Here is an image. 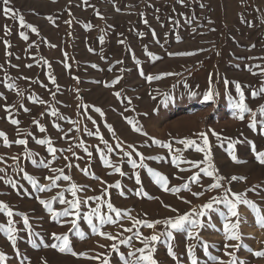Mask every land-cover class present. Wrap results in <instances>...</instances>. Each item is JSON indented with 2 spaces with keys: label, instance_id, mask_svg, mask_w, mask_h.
Masks as SVG:
<instances>
[{
  "label": "rangeland",
  "instance_id": "374dc122",
  "mask_svg": "<svg viewBox=\"0 0 264 264\" xmlns=\"http://www.w3.org/2000/svg\"><path fill=\"white\" fill-rule=\"evenodd\" d=\"M10 7L23 15L25 23L33 25L39 32L37 35L27 27H20L18 18H6L0 0V131L6 132L10 141L22 137L17 136L16 126L8 122L9 116L18 119L19 127L32 132L37 138H51L53 146L58 149L72 147L80 159L73 157L71 152L63 155H67L79 167L65 171L75 183L88 187L89 190L82 195H100L102 185L93 176L109 184L119 181L125 194L122 196L119 190L110 189L114 206L128 210L133 217L143 218L147 214V219L155 220L176 215L164 205L175 207L183 214L206 203L212 196L220 195L223 190L205 191L213 181L201 173L200 184H190L192 191L204 193L199 198L184 190L179 195L164 191L155 183V177L147 168L165 175L170 181V188L188 183V178L198 170L181 172L180 168L188 169L189 165L174 164L168 149L153 144L149 138L172 142L173 148H184L175 141L183 138L197 139L195 133L212 129L222 137L240 141L235 143L232 150L241 163H234L229 155V141H219L209 135L213 161L219 174L226 178H247L242 182L233 181L230 185L227 179L223 183L236 192L259 185L258 194L249 191L248 198L257 204L260 214L264 215V166L257 163L249 144L254 141L257 150H264V134L248 127L251 123L248 114L243 122L234 119L232 104L229 103V97L238 99L236 82L244 86L246 97L252 88L262 87L260 82L264 77L253 76L246 66L264 65L262 59H251L264 57V0H184L183 5L178 0H88L87 4L83 0H12ZM145 19L147 24L144 23ZM5 25L10 29L9 34H5ZM22 32L28 36L27 40L22 38ZM101 37L103 43L100 41ZM5 41L11 47H6ZM147 52L157 58L152 59ZM182 53L193 54L181 55ZM28 64L33 66L28 68ZM165 73L174 75H164ZM50 74L59 85V90L49 80ZM147 76L161 78L149 82ZM210 76L214 91L219 93L215 103L203 100V95L210 86ZM20 77H28L30 80ZM117 79L119 82L114 86H106L112 85ZM225 79L231 82L227 89ZM8 84H15L22 95L18 96L16 90H9ZM249 85L252 87L249 88ZM52 92L56 93L55 99ZM115 92H120L119 99L114 95ZM29 97H38L47 103H33V99ZM129 99L131 104L127 102ZM247 103L257 112L259 129L260 121L264 120L259 114L260 106L264 105V97L255 100L249 98ZM6 105L15 107L9 113L5 111ZM21 105L30 111L25 112ZM84 106L87 111L83 110ZM52 108L57 109L66 119L52 117ZM94 108H100L104 116L101 117ZM41 113H44L43 117ZM88 116L92 119H87ZM125 118L136 122L148 135L134 131ZM34 119H39L47 128L46 133L38 131L33 123ZM92 120L96 121L95 125ZM71 121H79V124L74 126ZM54 124H59L64 131H58ZM106 125L115 129L116 136L125 145L132 144L145 157H153L144 161L145 168L133 169L127 158L121 161L114 153L110 159L119 164L126 175H109L112 169L105 166L95 148L98 144L103 148V144L97 136H89L85 131V126L91 132H95L98 126L104 139L115 146L117 141ZM77 126L80 128L79 132L75 130ZM65 133L67 137L61 139ZM80 141L85 146H90L93 152L90 159L82 148L75 147ZM29 148L38 153L37 160L46 158L50 167H63L67 163L59 152L57 159L53 161L46 147L36 145L31 137ZM125 150L131 151L126 147ZM16 155L21 156V166L40 183H48L44 176L52 174L48 169L24 160L22 146L13 143L11 147H5L0 138V157L5 161L0 163V168L5 169L8 179L19 180L18 189L0 180V200L8 203L15 212L26 213L32 226V233L29 234L22 218L19 215L13 218L16 227L22 229L17 240L21 257L15 255L7 241V234L0 231V252L7 254V264H20L21 259H25L26 264L28 261L30 264H44V261L47 264H99L96 260L77 258L45 246L56 243L52 239V233L68 232L69 226L62 227L53 220L36 197L49 199L69 185L68 182H61L60 189L37 192L14 170L15 162L11 157ZM182 155L186 160L203 158L193 148L184 149ZM133 158L139 161L135 154ZM81 169H87L89 174L86 175ZM136 172H139L140 185L136 184ZM4 175L5 173H0V176ZM177 176L184 179H176ZM141 189L148 196L158 199L139 195ZM65 195L71 199L70 193L65 192ZM179 196L191 201V204L183 203ZM53 207L57 211L63 208L58 203H54ZM220 207L223 210V206ZM239 211L244 218L240 232L246 247H242L237 256L246 264H264V258H256L248 250H264V230L256 224L255 214L251 209L241 205ZM0 223H6L3 213H0ZM121 223L124 227L131 226L126 219ZM222 223L218 214H213L212 224L215 228L208 225L200 231V236L209 245L216 246L209 249L212 255L227 260L228 257L223 255L225 239L218 231L222 229ZM81 228L87 234L86 239L70 234L74 251L87 253L89 256L106 251L98 247V244L109 245L110 241L91 234L84 221H81ZM103 230L113 234L122 231L119 224L106 225ZM140 230L145 236L152 232L146 228ZM157 230L161 231V226ZM174 237L171 243L181 258V264H190L186 248L192 241L188 239L186 232L174 233ZM140 246L135 242V247ZM156 247L155 256L160 264H176L167 255V243L163 238ZM128 250L125 246L120 247V251L125 254ZM110 255L111 264H122L115 253ZM196 255L199 264H212L199 246L196 248Z\"/></svg>",
  "mask_w": 264,
  "mask_h": 264
},
{
  "label": "snow or ice",
  "instance_id": "6c2138e0",
  "mask_svg": "<svg viewBox=\"0 0 264 264\" xmlns=\"http://www.w3.org/2000/svg\"><path fill=\"white\" fill-rule=\"evenodd\" d=\"M12 0H2V12L6 18L17 19L19 21L20 27L29 28L33 33L39 35V32L36 27L31 24H26L23 15L17 13V11L10 7ZM85 4L88 3V0H83ZM180 4H184V0H178ZM203 7V5H201ZM119 11V9H117ZM99 16V12H97ZM103 19V17H100ZM51 19V18H49ZM147 24V20L144 21ZM5 34L10 33V29L7 25L4 26ZM153 35L155 32L153 31ZM21 36L24 40L28 39V36L23 32ZM179 39V38H178ZM101 43H103V37L100 38ZM6 47H11V45L5 41ZM124 43V41H121ZM53 47H55L53 45ZM254 48L255 45H252ZM92 51V49H89ZM193 53H182L181 55H192ZM11 55V53H8ZM67 55V54H65ZM147 55L152 59H156L151 52H147ZM169 55H175L174 53H169ZM251 59H262L264 57H251ZM47 63V61H45ZM117 63H122V61H117ZM139 63V61H137ZM33 65L28 64L26 67L31 68ZM2 67V66H0ZM18 67V66H15ZM50 67V65H49ZM246 69L253 76L264 77V65L256 64V65H247ZM143 75V72H141ZM164 75H174V73H165ZM159 76H147L146 79L151 82L154 79H160ZM20 79L30 80L28 77H20ZM49 80L53 85L56 86L57 90H59V85L56 84L55 78L50 74ZM119 79H117L112 85L106 86H114L115 83H118ZM231 82L225 79L224 84L227 89L228 85ZM262 87L260 88H252L248 97L245 96L244 86L241 83H235V91L238 94V99L233 100L229 97V103L232 104L233 108V118L238 119L243 122L245 120L246 114L251 117V123H249L248 127L253 131H258L261 134H264V120L260 121L259 129L257 123V112L253 110L247 100L250 98L252 100L259 99L264 97V80H261ZM209 89L203 95V100L205 102L215 103V98L219 95L218 92L214 91V88L211 83V76L209 77ZM9 90H16V94L22 95V93L17 89L15 84L7 85ZM251 88L252 86H248ZM78 91V90H77ZM55 92H52V97L55 99ZM114 95L117 98H120V92H115ZM194 95V94H193ZM2 96V94H0ZM6 99V98H5ZM29 99H33L29 97ZM39 103L41 105L46 104L47 102L36 97L33 99V103ZM128 104H131V100L129 99ZM13 106H5L6 112H11V108ZM25 112L30 111V109L23 107ZM84 111H87V107H83ZM94 111L99 113L101 117L104 116L103 111L100 108H94ZM259 114L261 117H264V105L260 106ZM44 113H41V117H43ZM50 115L52 117H56L58 119H66L61 116L57 109L52 108ZM91 120L90 116L86 117ZM127 122L132 126L133 130L141 133L142 135L147 136L148 134L143 131L142 127L138 126L136 122L132 120H128L125 118ZM8 122L12 125L16 126V134L22 138L9 140V136L6 132L0 131V138L3 140V144L5 147H11L14 143L17 146L23 147V158L24 160L30 161L32 165H40L44 169H48L52 174L44 176V180L48 181V183L43 184L40 183L36 177L32 174H29L25 170L24 167L21 166V156L16 155L11 157V159L15 162L14 170L17 175H20L21 178L27 181L32 188H34L37 192H51L54 189H60L62 187L61 182H68V187L63 188L61 191H57L56 195L50 197L49 199H44L41 197H36L38 203L45 208L48 213L51 215V218L60 225L69 226L68 232L65 233H52V239L56 241V243H52L51 245H45L46 247L50 246L51 248L57 249L60 253L71 254L77 258H85L92 259L99 262V264H111V255L110 253H115L122 262V264H160L159 260L156 258L155 253L157 251V245L161 242L163 238L167 243V255L176 262V264H181V258L178 253L174 250V246L171 241L174 240V233L186 232L188 239L192 241L187 245V257L190 260V264H199L198 257L196 255L197 246L201 247L203 250V255L207 257L209 261H212V264H246L245 261L241 260L237 253L240 251L242 247H246L243 245V235L240 232V227L242 220L244 219L240 214V206L243 205L255 214V222L261 230H264V215L260 214L259 208L256 203H254L251 199L248 198V192H254L258 194L259 185H254L250 189H246L243 192L233 191L230 186H226L223 183L226 179L228 180V184L231 182H242L246 181V177H238L231 176L230 178H226L219 174V169L215 166L212 156V145L209 142V135L216 137L217 140L223 141L228 140V148L229 155L231 160L234 163H241L238 159L235 152L232 150L234 148L235 143H239L240 141H233L231 138L222 137L220 133L215 132L212 129L208 131H200L195 133V137L197 139L192 138H183L176 140L175 143L179 145H183L184 148H173L172 142H163L160 140H155L153 138H149L152 140V143L161 147L168 149L169 154L171 155V160L174 164L186 163L189 165L188 169L180 168V171H186L191 169H197L198 171L193 172V174L188 178V183L183 184L182 186L177 187H169V179L160 173L159 171H154L152 168H147V171L151 173L155 177V183L162 188L166 192H171L173 195H179V193L184 190L191 192L193 197L199 198L204 193L203 192H194L191 190L190 184H200V175L201 173L204 176H207L212 179V183H210L205 191H214V190H223L220 195L212 196L206 203L199 205L197 207L191 208L189 211L180 214L179 210L170 205H164V207L169 208L173 213H176L175 216L166 217L164 219H155L149 220L146 218L147 214L143 218H136L131 216V213L128 210H122L114 206L111 202L110 189L115 188L120 191V194L123 196L124 190L119 181H116L114 184H109L107 181L93 176L94 179H97L99 183L102 185L100 189V195L97 196H85L82 193L87 192L89 189L84 185H78L72 180V177L66 173L65 169H71L72 167H79L78 164H74L72 160L67 156L63 155L65 152H71L72 156L76 159H80L77 154L73 151L70 146L67 149H58L53 146V141L49 137L45 138H37L32 132L23 130L19 127L20 121L18 119L8 117ZM33 123L37 127L40 133H46L47 128L40 123L39 119H34ZM73 125H78L79 121H71ZM92 123L95 125L96 121L92 120ZM54 127L63 132L64 130L60 128L59 124H54ZM108 130L112 133V136L116 139V144L113 146L109 143L108 140L104 139L103 135L99 132V127L97 126L95 132L88 131L85 126V131L89 136L95 135L98 137L100 143L103 144V148H100L99 144L95 146L96 151L99 152L100 159L103 160L105 166L112 169L113 173L119 174L120 176H125L126 173L122 171L121 166L117 163H114L110 156L112 154H116L121 161L125 158L131 163L133 169L145 168L146 165L144 161L146 159H153V157H145L142 153L138 152L136 147L132 144L125 145L123 140H120L119 137L116 136L115 129L112 128L111 125H106ZM77 132L80 131V128L75 127ZM29 137L34 141L36 145L46 147L47 153L51 155L53 161L57 159V153L59 152L63 159L67 162L63 167L53 168L50 167L47 159L37 160L36 157L38 153L32 151L29 148ZM67 137V133L64 134L61 139ZM251 150L254 154V158L260 165L264 166V150H257L256 144L254 141L249 142ZM77 148H82L84 153H86L87 157L90 159L93 155V152L90 150V146H85L83 141H80L75 145ZM130 149L131 151H126ZM193 148L196 153H201L203 158L200 160H186L182 153L184 149ZM119 150V151H117ZM133 154L139 157V161L133 158ZM4 158L0 157V163H3ZM86 175H88L87 169H81ZM0 173H5L4 176H0V180H4L7 184H9L12 188H19V180L8 179L7 174L4 168H0ZM22 174V175H21ZM136 184L140 185L141 180L139 176V172L135 173ZM176 179H184L183 177L177 176ZM203 187V185H201ZM65 192L70 193L71 199L67 198ZM19 194V192H18ZM139 195L145 196L148 199H158V197L148 196L146 192H143L142 189L138 192ZM179 199L182 200L183 203L191 204V201L185 199L183 196H179ZM58 203L63 206L62 210H54L53 204ZM163 203V201H161ZM93 205H95L93 207ZM223 206V210L220 206ZM83 209V211H82ZM0 213H3L6 216V223H0V231L5 232L7 234V241L10 246L13 248L15 255L17 257H21L19 249L17 248V240L18 233L22 230L16 227V221L13 219L14 216L19 215L22 218V223L24 228L28 230L29 234L32 233V226L30 224V218L26 213H17L13 210V208L3 200H0ZM218 214V216L222 219V229H218L225 239V244L223 245L224 252L223 255L228 257L227 260L222 259L218 256L212 255L209 251L210 248H215V245H209L208 242L204 241L200 236V231L204 230L208 225H212L215 228V225L212 224V215ZM128 220L131 223L130 227H124L121 221ZM81 221L86 222L87 226L91 230V234L97 235L102 239H106L111 243L109 245L98 244V247L106 249L103 253H96L94 256H89L87 253H77L73 250L70 242V234L78 235L81 239H86L87 234L81 228ZM116 225L119 224L122 231L117 232L115 234L111 232L104 231V227L106 225ZM158 226H161L162 230L158 231ZM141 228H146L152 230L151 234L145 236L141 232ZM128 233L129 235H124ZM228 241H236V243H228ZM135 242H138L141 246L135 247ZM125 246L129 250L127 254L120 251V247ZM228 249H232V251H228ZM252 255L256 258H264V250L260 251H252L248 249ZM8 256L5 252H0V264H7ZM20 264H26L25 259H21ZM30 264V261L27 262ZM44 264H47L44 261Z\"/></svg>",
  "mask_w": 264,
  "mask_h": 264
}]
</instances>
